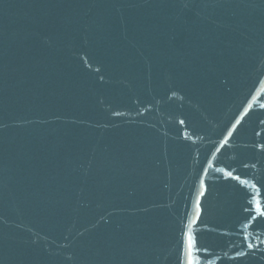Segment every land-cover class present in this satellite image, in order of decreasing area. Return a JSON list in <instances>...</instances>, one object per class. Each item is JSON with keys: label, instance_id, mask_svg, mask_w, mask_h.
Returning a JSON list of instances; mask_svg holds the SVG:
<instances>
[{"label": "water", "instance_id": "obj_1", "mask_svg": "<svg viewBox=\"0 0 264 264\" xmlns=\"http://www.w3.org/2000/svg\"><path fill=\"white\" fill-rule=\"evenodd\" d=\"M0 264H264V0H0Z\"/></svg>", "mask_w": 264, "mask_h": 264}]
</instances>
